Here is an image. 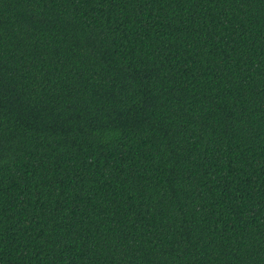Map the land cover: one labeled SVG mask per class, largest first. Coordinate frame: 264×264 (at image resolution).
<instances>
[{
	"label": "trees",
	"instance_id": "trees-1",
	"mask_svg": "<svg viewBox=\"0 0 264 264\" xmlns=\"http://www.w3.org/2000/svg\"><path fill=\"white\" fill-rule=\"evenodd\" d=\"M0 264H264V0H0Z\"/></svg>",
	"mask_w": 264,
	"mask_h": 264
}]
</instances>
